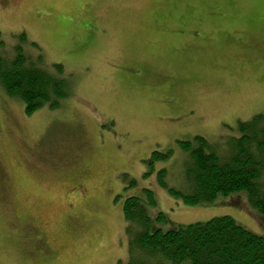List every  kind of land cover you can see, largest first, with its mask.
<instances>
[{
    "label": "rangeland",
    "instance_id": "obj_1",
    "mask_svg": "<svg viewBox=\"0 0 264 264\" xmlns=\"http://www.w3.org/2000/svg\"><path fill=\"white\" fill-rule=\"evenodd\" d=\"M177 16L191 33L167 31ZM0 32L74 90L27 115L0 86V264H128L122 206L144 189L151 231L229 215L264 234L245 193L184 205L157 178L185 190L177 140L218 144L264 114V0H0Z\"/></svg>",
    "mask_w": 264,
    "mask_h": 264
},
{
    "label": "trees",
    "instance_id": "obj_2",
    "mask_svg": "<svg viewBox=\"0 0 264 264\" xmlns=\"http://www.w3.org/2000/svg\"><path fill=\"white\" fill-rule=\"evenodd\" d=\"M182 18V17H181ZM175 17L167 31L175 36L191 33L189 24ZM190 19V18H189ZM187 28V29H186ZM195 30L194 33H197ZM197 35V34H196ZM20 39L32 47L25 33ZM12 54L0 32V86L4 93L18 98L29 115L46 107L61 108L73 94V79L61 63L47 67L41 53L31 55L22 44ZM237 135L222 142H211L196 134L177 140L180 151L186 152L185 190L167 185L166 167L157 171L158 183L167 188L174 199L184 205L209 203L218 196L245 193L253 209L264 214V114L250 120H239ZM172 149L152 150L146 163L152 170L154 162L170 158ZM151 189L143 196L126 197L122 209L129 242L128 264H264V234L254 233L238 224L229 215L191 222L162 231L150 230L145 204L154 205ZM158 218H163L160 213Z\"/></svg>",
    "mask_w": 264,
    "mask_h": 264
},
{
    "label": "flooded vegetation",
    "instance_id": "obj_3",
    "mask_svg": "<svg viewBox=\"0 0 264 264\" xmlns=\"http://www.w3.org/2000/svg\"><path fill=\"white\" fill-rule=\"evenodd\" d=\"M83 191H84V192L87 191V188L84 187V188H83Z\"/></svg>",
    "mask_w": 264,
    "mask_h": 264
}]
</instances>
